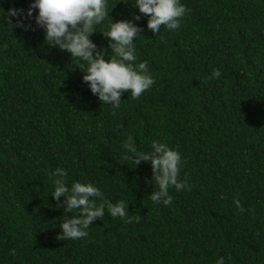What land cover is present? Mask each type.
I'll use <instances>...</instances> for the list:
<instances>
[{"label":"trees","instance_id":"trees-1","mask_svg":"<svg viewBox=\"0 0 264 264\" xmlns=\"http://www.w3.org/2000/svg\"><path fill=\"white\" fill-rule=\"evenodd\" d=\"M29 2L0 0V264H264V0H181L179 29L158 33L140 13L137 58L155 83L139 98L125 90L118 108L34 20L10 26L5 10ZM133 2L108 0V14L132 18ZM91 39L110 51L99 30ZM129 134L142 151L153 139L177 147L190 190L151 201L150 161L124 159ZM57 166L69 186L92 181L139 220L105 210L87 237L57 239Z\"/></svg>","mask_w":264,"mask_h":264},{"label":"clouds","instance_id":"clouds-1","mask_svg":"<svg viewBox=\"0 0 264 264\" xmlns=\"http://www.w3.org/2000/svg\"><path fill=\"white\" fill-rule=\"evenodd\" d=\"M132 4L139 12L133 13L132 18L119 19H113L108 14L112 8H109L108 0H30L27 9L10 6L4 10L12 27L27 30L31 24L26 21L34 20L44 30L45 43L66 50L71 60L79 68L83 67L82 80L91 93L101 102L118 108L125 90L132 98H139L155 83L147 61H138L137 58L135 40L141 26L135 21L141 19L140 13L147 15L146 25L153 33H158L161 26L169 30L179 29L186 13V6L181 0H134ZM12 17H15L14 21ZM97 30L107 38L110 51L106 52L102 45L91 39V34ZM220 75V69L213 68L210 78ZM122 147L126 150L124 159L132 164L150 161L151 178L146 177L145 181L151 180L155 185V189L152 187L148 194L151 201L169 205L173 199L170 187L176 191L190 190L187 178H179L183 162L177 147L164 140L153 139L150 150L142 151L136 147L131 134L127 135ZM48 176L52 183L49 192L57 201L55 206H62L65 213L60 219L61 231L57 233V239L87 237L91 222L102 218L105 210L112 217L125 219V222L140 218L139 214L128 211V201L117 199L113 202L92 181L77 179L69 186L66 179L68 171L62 166L50 170ZM236 203L239 206V201ZM10 251L15 253V249ZM214 264H226L225 257L217 256Z\"/></svg>","mask_w":264,"mask_h":264}]
</instances>
